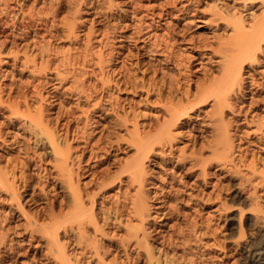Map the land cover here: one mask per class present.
I'll return each instance as SVG.
<instances>
[{
	"label": "bare ground",
	"instance_id": "bare-ground-1",
	"mask_svg": "<svg viewBox=\"0 0 264 264\" xmlns=\"http://www.w3.org/2000/svg\"><path fill=\"white\" fill-rule=\"evenodd\" d=\"M201 1L104 0L106 6L103 7L100 18L103 23L108 22V10L114 7L122 11L113 18L114 23L105 24L101 32L93 28L83 32L78 29L77 20L82 12L81 7L88 3L87 0H75L60 21L56 19L61 8L58 2L54 7L51 5L47 11L41 8L25 10L21 2V15L18 18L21 27L28 28L31 26L30 22H34L37 28L48 27L51 38H59L56 32L60 29L61 36L71 40L72 46L61 59L56 58L58 52L53 49H44L41 47L43 45L35 44H32L33 47L37 46L32 55H27L30 48L28 44L22 47V55H19L17 51L13 53L12 50L5 49L8 36L3 35V38H0V62H3L5 56L12 55L14 67L27 69L33 74L48 67L49 73L52 70L54 76L50 78L54 79V82L55 79L63 81L73 78L74 84L70 85L69 93L85 101L87 107L81 110L80 116L72 117L73 121L79 124L75 129L71 128V120L62 125L59 123L58 127H62L53 129L49 125L51 119H47L44 114L45 105L42 96L40 97L39 85H31L32 93L39 100L38 105L34 107L29 103L31 95L26 92L14 98L11 95L14 89L9 87L5 92L7 97L4 98L1 93L5 89L0 90V110L7 109L11 119H22L31 132L32 141L47 144L45 152L53 156V167L58 172L54 185L57 188H65L70 196L65 209L66 198L54 191L49 195L43 187L44 184H40L43 186L36 192L35 185L29 184L28 176L24 173L25 161L17 155L5 153L8 147L16 148V140L5 138L0 123V264L16 262L15 248L10 243L11 235L22 236L19 241H24L26 247L34 249L36 254H50L59 264H71L60 238L63 233L75 234L78 242L85 241L84 246L89 256L93 257V264H123L114 258L112 262H107L104 254L109 247L101 243L98 244V250L96 241L87 240L90 235L88 224L91 225H88L91 234L100 236L102 240L114 238L113 233L110 235L105 229L120 224L122 220L118 215L111 218L106 211H102V222L98 224L94 207L99 204L100 194L104 189L114 181H119L121 174L127 177L129 189L133 187L131 192L126 190L127 195L125 194V201L128 200L129 203V210L124 208L127 211L124 221L128 222V229L125 228V231H128L118 239L120 245L125 248L127 259L133 260L128 254L133 245L137 250L134 252L135 257L142 256L144 264H192V258L186 255L192 252L189 239L200 243L209 230L210 233L212 228L215 230L214 227L211 228L213 210H206V215H202L204 209L213 206L215 197L219 194L215 192L218 188L215 185L218 181H224L230 184V188L236 180L237 189L247 193L245 197L248 196L250 201L248 208L257 214L254 217L257 223L255 233L248 236L247 243L243 244L239 240L244 235L241 219L245 224L250 223L249 211L245 212V201L236 196H229L230 206L228 204L223 207L221 204L227 209L226 212L228 209L233 212L236 208L239 211L240 226L237 230L240 238H236L239 240L236 242L242 243L239 261L240 264H264V200H259L262 198V192L258 193L259 185L264 184V164L262 168L256 167L253 150L257 149L264 137V116L253 114L264 106V70H258L260 55L264 52V2L261 12L245 17L236 11H230L226 0H213L214 3H211L209 8L210 13H203L198 9ZM15 2L18 4L20 0ZM184 17H191L192 22L176 29L175 23ZM13 24L17 27L16 22ZM192 26L195 30L190 35L188 30ZM204 29L209 30L208 35L203 34ZM3 32L0 29V35ZM109 33H112L113 39L143 38L148 45L144 52L155 57L160 56V59L154 57L155 60L151 63L135 61L126 64L122 56L123 50L114 51V48L108 51V39L111 38ZM95 41L101 42L97 48L94 46ZM178 45H184L186 49L181 50ZM120 57L122 59L118 61ZM44 60L46 64L42 69ZM168 64H172L175 71L171 74L161 72L160 69ZM61 68L65 74L60 73ZM138 70L141 74L139 77L138 72L136 73ZM90 77H93L94 81L86 84ZM95 81L101 84V87L97 88ZM117 91L131 92L133 97L120 100L118 96L113 95ZM53 102L55 101L49 100V105L54 106ZM97 110L102 111V120L107 114H112L116 121L114 123L123 128L124 134L116 133L111 139V136H108L110 133H102L92 141L94 137L90 139V132L94 129L91 128L97 122L93 118V111ZM67 113L69 114V111L64 114ZM250 123H254L257 135L254 131V136L249 133L247 126ZM102 127L105 131V125ZM103 138L116 143H130L134 147V154L125 160L118 173L99 179L94 176L95 171L92 168L101 156L98 155L97 148ZM27 149L28 147L24 149V153H28ZM32 156V159L38 158L37 161L43 160L42 155L35 151ZM156 159L162 162L176 160L183 173L193 176L191 186L188 185V180L181 185L180 191L184 195L189 196L187 191L190 189L188 190L187 186H194L199 190L194 198L190 196L186 200L193 203L196 215L190 218L186 213H182V225L174 219L168 223L179 207L175 208L178 204L174 203L173 206L170 205L169 210H164L167 200L164 194L166 191H162L163 186L159 191H148V187L145 189L147 183L153 181L148 176L150 173L146 162L154 164ZM37 161L34 163L36 166ZM49 173L48 168L38 167L35 170L37 185L39 181L48 182ZM214 174L221 175L217 184ZM87 176H90L89 181H84ZM162 180L165 181L164 177ZM163 181H157L159 184L151 183L156 188L162 185ZM89 184L93 185V188L86 189ZM219 185L226 187L225 183ZM223 188L219 186L218 190ZM229 188L226 187V191ZM226 191L224 189V193ZM214 192L217 193L215 197ZM40 196L41 199L49 201V206L47 209L38 208L29 213L28 209H25L26 202L34 204ZM177 196L174 197L178 198ZM154 198L158 203L154 208L159 211L149 205ZM119 209L117 211H121ZM19 216L25 222L22 234L16 231L17 223L14 222V218ZM60 216L64 218L57 219ZM155 216L161 220L158 227H153L150 223ZM190 234L195 238H189ZM38 236L41 237L40 240H37ZM39 247H44L45 250L42 252ZM176 249L181 251L178 256L173 251Z\"/></svg>",
	"mask_w": 264,
	"mask_h": 264
},
{
	"label": "rangeland",
	"instance_id": "rangeland-1",
	"mask_svg": "<svg viewBox=\"0 0 264 264\" xmlns=\"http://www.w3.org/2000/svg\"><path fill=\"white\" fill-rule=\"evenodd\" d=\"M15 1L14 0H0V29L4 31L3 34L0 35V38H3V35L8 36L7 37L8 40L5 43L6 44L5 49L7 51L12 50L13 53H14V51H17V52H19L18 53L19 55H22L21 54L22 49H23L22 47L25 44H28L29 47L31 48V49L30 48L28 49V52H27V55H28V54L33 53V51L37 47V46L33 47L32 44L40 45V46L43 45L41 47H43L44 49H53L54 51H56V53L58 52L56 58L61 59L62 56L64 54H66L67 50L72 46L71 40L63 38L61 36V31L59 32L60 29L56 32V33H58L59 38H57V37L51 38L48 31H47L48 27L37 28V27H35L34 22H30L29 24H31V26L29 25L28 28L21 27L20 24H18L19 23L18 18L21 15V10H19L20 9L19 6H21L20 4L22 2V7L25 10L26 9L27 10L32 9V8L33 9L35 8L36 10H38V9L40 10V8H41L42 10L47 11V9L51 7V5L54 7L55 5H57L59 3L58 5H60L61 8L58 10L56 19L58 21H60L61 19H63L65 17V15L67 14L66 10L68 9V7H70L71 4L73 5V2L75 0H43V1L42 0H25L24 2L22 0H20V2L18 3L19 5ZM87 1H88V3L86 5H84L83 7H81L82 12H80L78 20H77L78 29L81 30V32L86 31L89 28L98 29V31L102 30L103 26L105 24H107L108 22L110 24H113L114 23L113 18H115L122 11V10H117V8L114 9V7L112 9L108 10L107 11L109 13L108 14V17H109L108 22L103 23L100 20V18H101V14L104 11L103 7L106 6L104 0H87ZM158 1H161V0H158ZM214 1L218 2V0H214ZM226 1H228L230 11H232V12L236 11L243 16L245 15V17H248V16L250 17L252 14H257V13L261 12L262 11V3L264 2V0H226ZM211 3H214L213 0H202L198 5V9L200 11L202 10L201 12H203V13L209 14L210 13L209 8L211 6ZM182 19L175 23V25L177 24L176 29L183 28L184 25L192 22L191 17H184ZM94 20H95V22H94ZM13 22L17 23V27H15ZM194 30H195V28H194V26H192L188 30L189 34L192 35L194 33ZM208 31L209 30L204 29L203 30L204 33L203 32L202 33L204 35L205 34L208 35L207 34V33H209ZM109 35H110L109 38L110 37L111 38L108 39V41H110L109 44L111 46L109 45L110 50L108 49V51H111L114 48H115L114 51L119 50V52H122V50H123L122 56H123V60L126 61L125 62L126 64L134 63L135 61H142V63H146V61L147 62L149 61V63H151V61L154 62L153 60H155V58L160 59V56L155 57L153 55H150V53L148 54V53L144 52L145 49H147L148 45H146V43H145L146 40H143V38L138 39V40H132V39L127 38L124 40L120 37H116L113 39L112 33H109ZM98 42L99 41L94 42V46L96 45L95 48L99 47V44H101V42H99V43ZM178 46L181 50L186 49V46H184V45H178ZM263 48H264V46H263ZM127 53H130V54L128 55ZM6 55H8V54H6ZM127 55H128V58L126 59L125 57ZM11 57H12V55L5 56L3 62H0L1 63L0 64L1 65V68H0L1 69L0 70V87L1 88H0V90H2V88L5 89L1 93L2 96H4V98L7 97L5 92L8 91L9 87L14 89V91L11 92V95L14 98L16 97V95H19L22 92H26L28 95H31V97H29L30 98L29 103H31L32 104L31 106L34 107V106L38 105L39 100L37 99L38 97L34 96L35 94L32 93L31 85L32 84L33 85H39V88L41 87L40 92L42 93V94L40 93V97L42 96V98H43V99L42 98H39V99H42L43 105H45L44 106L45 117L49 120L51 119V121L49 123L50 127H52L53 129L57 127L56 129H59L62 124L67 122V120H71V128L75 129L79 124L77 123V121H73L72 117L80 116L81 110L85 109L87 107V103L85 101H82V99H80V100L77 99V97L75 95H71L69 93L68 89L70 88V85L74 84L73 83L74 79L73 78H67L66 80H63V81H59V80L55 79L56 80L55 81L56 83H55L54 79H51L54 76L53 73H51L52 70H50V73H49L48 67L47 68L45 67V64H46L45 60L41 64V67H42V69L45 67L47 70L44 68L43 70L41 69L42 71L40 70L41 71L40 73L34 72V74H33L27 69L17 68V67L12 66ZM121 59H122V57H120L118 59V61ZM38 61H40V60H38ZM53 62H54V60H53ZM259 63H260V66L258 67V70H264V52H262L260 55V62ZM139 70L136 71V73L138 72L137 73L138 77L141 75ZM160 71L161 72L163 71V73L171 74L173 71H175V69H174L172 64H168L167 67L160 69ZM63 72L64 71L61 68L60 73H63ZM64 74H65V72H64ZM93 81H94V78L90 77L87 80L86 84L89 82L92 83ZM50 84H51V87H50ZM43 86H45V87H43ZM95 86L98 88L99 86L101 87V84L99 85V83L95 81ZM113 95L118 96L120 100H123V99L127 100V99H130L133 97L132 93L128 92V91H126V92L125 91L124 92H121V91L118 92L117 91V92H114ZM262 95H264V92ZM49 100L55 101V102H53L54 106L49 105ZM65 111L66 112L69 111V114L67 113V115H65L64 114ZM254 113H256V114L258 113L257 115H259V116H261V115L264 116V106H261V109L257 110L256 112H253V114ZM93 116H94L93 118L95 120H97V122H96V125L92 126V128H91L92 130L94 129V131L90 132V134L92 133L90 139L94 137V139L92 141H94L97 138V136L98 135L100 136L102 133H104L106 135H108L110 133L108 136H111V139H112V137H114V135L116 133L118 135L124 134L123 128L121 126L117 125L116 123H114L116 121H115L114 116L112 114H110V113L107 114L106 118L104 120H102V119H100V117H102V111L97 110V111H93ZM11 118H12V116L10 115V112L7 109H1L0 110V123H2V132H4L5 138H7V139L9 138V140H11L10 138L16 140V148H11V147H8L7 149L5 148L6 149V150L4 149L6 151L5 153L7 155H9V153L10 154L12 153V155H17V156H19V158H21L22 160L25 161L24 166L26 167V169L24 167V173L28 176L29 184L35 185L34 189L36 190V192H38L39 189L43 186V185L41 186L40 184H44L43 187L45 188V191H48L49 195H51L54 191V192H57V194L60 195L61 197L66 198V201H67V202H65V209H66L67 205L69 204V201H70L69 200L70 196L67 193V190L65 188H62L60 185H59L60 187L57 188L56 185H54L56 182L55 178L57 177L58 172L53 167V156H51L45 152L47 149V144H45V143L44 144H37L35 141H32L33 137L31 135L30 130L27 128V124H25L24 121L20 118L19 119L18 118L17 119H15V118L11 119ZM59 123L61 125L58 127ZM104 125H105V127H104L105 131H103V127H102ZM247 128H248L249 133L253 134L255 132V134L257 135L258 132H256V130L254 128V123L248 124ZM255 134H253L252 136H254ZM263 135H264V131H263ZM111 139L103 138L101 140L102 142L101 141L99 142V146L101 147V149H100V147L97 148V153H98V155H101V156L94 162V164H93L94 166H93L92 170L95 171L94 176H96L99 179L109 177V176L114 175L115 173H118L120 168L124 165L125 160L127 158H130V156H132L134 154V147L132 145H130V143H128L126 141L125 142L120 141L119 143H116V142H113V140H111ZM24 147L25 148L28 147V149H29V150L27 149L28 153H24V149H25ZM253 150H254V156L256 159V167L260 168V166H261V168H262V166L264 164V137L262 138V140L257 145V149L255 148ZM253 150L251 152L252 154H253ZM33 151L42 155L43 160H41V162L37 161L38 158L34 157L35 160L32 159V157H33L32 152ZM36 161L38 163L37 166L34 164V163H36ZM39 164L41 167L39 166ZM146 166H147V169L150 170V171L148 170V173H150L148 176L150 177L151 180H153L151 182L163 181L162 180L163 177H164L165 181H163L162 185H160L159 187H156V188L153 185V183L148 182L147 185L145 186V189L148 187L147 188L148 191H155V190L159 191L160 187H162V186L164 187V188L162 187V189H163L162 191L163 192H164V190L166 191V192H164V194H166L165 200H167L166 204L164 205V208H166V209L163 208L164 210H169V208L171 206H173L174 203H175V205L178 204L177 206H174L175 208L179 207L176 209L178 211H175L176 213L173 214L174 217L172 215L170 217V219L168 220L169 221L168 223H171L172 221L176 220L180 225H182L183 224L182 221H184L183 215L185 213H186V215H188V217L193 218L194 214L196 215L195 207H194L193 203L186 202V200L189 199L190 196L192 198H194L195 193H198L199 190L195 189L194 186H192V188L187 186L188 190L190 189L189 191H187L189 196L184 195L180 191L182 188L181 185H184L183 183L185 180H188L189 181L188 185L191 186L190 183H191V181L194 180L193 176L189 173H187V174L183 173L181 171V167H179V164L176 163V160H173V159L163 161V162L160 159L159 160L156 159L154 164H153V162L148 161V162H146ZM38 167L41 169H42V167L48 168V173L50 172L49 173L50 179L48 182L43 183V181H39V185H37L38 178L35 174V170ZM179 168H180V170H179ZM154 176H155V178H154ZM172 176H173V178H172ZM182 176H184L185 178ZM187 176H189V177H187ZM215 176H216V179L214 178V181H216V183L215 182L214 183L217 184V180H220L219 178L221 177V175H217V174L215 175L214 174L213 177H215ZM89 177L90 176H87L83 180L89 181V179H90ZM23 180H24V178H23ZM127 181H128L127 177H125V176H123V174H121V178L119 181L118 180L114 181V183L110 184V186H108L104 189V191L100 194L99 204H95V207H94L95 214H96V220H97L98 224H100V221L102 222V216H103L102 214L104 211H106L107 215H109L111 218L115 217V215L116 216L118 215L120 217V219L122 220V222H121L122 224L116 223L118 225L109 226L107 228L108 230L105 229V231H107L109 234L112 232L114 235V238L113 239L107 238L106 240H102V238H100V236L91 234V228H89V226H88L90 224H88L87 230L90 232V235H89L87 240H91L93 242L96 241L97 246H98V250H99V245L101 243H102V245L104 244L107 248L109 247L107 252L104 254L106 261L108 260L107 262H109V261L112 262V260L115 259V260H117L123 264H144L145 261H143L144 259L141 258L142 256H140L138 258L135 257L136 256L135 253L137 250L135 247H133V245L129 249L130 251H128L129 257L130 256L133 257V260H130L129 258L128 259L126 258V254L124 253V250H125L124 246H122V244L120 245V242H118L119 241L118 239H121V236L123 237V235H125V233H127V231H128V230L125 231V228L128 229L126 226V223L128 225V222L124 221L125 220L124 217H126V215H127L126 209H128L129 203H128V200L125 201V194L127 195L126 190H128V193L131 192L132 191L131 189H133V187L131 186L132 188L129 189L130 187H129V184ZM158 182H157V184H159ZM218 182L219 183L217 185H215L216 188L217 187L219 188V186H220V188H223V185H219L221 183H225L224 186H226L227 189L229 188L228 186H230L229 183L226 184V182H224V181H221V182L218 181ZM235 182H237V181L234 180L232 182V186L227 191H226V187L221 189L222 192H220L221 191L220 189L218 190V188L217 189L215 188L216 189L215 192H217L219 194H218V196H216L217 193L215 194V192H214V197L215 196L216 197H215V200L213 202V206H211L210 209L208 208V209H204L202 211V213H203L202 215L204 216V215H206L205 214L206 210L207 211L213 210L212 211V214H213L212 215L213 216L212 222L213 223L211 222V224H212L211 228L214 227L215 230H213V228H212L211 233L209 230L208 234H205V237L203 238V240L200 241V243L199 242L196 243L195 240L193 241V239H189V242L192 245L190 247V250L192 252L190 251L191 253H188L186 255L189 256L190 258H192V260H193L192 264H240V261H239L240 260V258H239L240 252L239 251H240V246L242 243L240 244V243L236 242V240H238L236 238L237 237L240 238V236L238 235L239 230H237V229H239L238 226H240L238 223L239 211H238V208H236L233 212H230L229 209H228V212H226L227 209L226 208L224 209L223 207H226L228 204H229L228 206H230L231 203H230V200L228 199L229 196H236L238 199H243L245 201V203H246L245 212L249 211L248 215H250V223L245 224L243 219H241L240 224H242V229H244V235L239 240H241V242H243V244L247 243L248 238H249L248 236H251V234L253 232L255 233L254 230H256L255 227L257 228V223L255 222L254 217L257 214H255V211L250 210L248 208L250 201L247 198L248 196L245 197L247 193L245 194L244 193L245 191H243V190H242L243 192L239 191L240 189H237L238 186L236 185L237 183H235ZM91 184L86 185V189L93 188V185H91ZM259 186L260 187H258V189H259L258 193L262 192L261 193L262 198H259V200L261 199V201H262V200H264V187H263L264 184H263V186L262 185H259ZM224 189L226 191L225 193H224ZM235 189L237 190V192ZM168 190H169V192H168ZM169 193H171L170 196L172 198L169 196ZM175 195L176 196L179 195V196H177L179 199L174 197ZM219 195H220V199H219ZM223 196H225L224 198H226V200L224 198H222ZM41 197L42 196H40V199H38L37 202L34 204H31L30 202H28V203L26 202L25 209L26 210L28 209L29 213L34 212L38 208L47 209V207L49 206V204H48L49 201L46 199H41ZM173 197H174V200H173ZM221 198H222V200H221ZM58 200H59V198H58ZM172 200H173V202H172ZM98 201H99V198H97V202ZM156 201L157 200L155 198L153 200H151V202H150L151 204H149L151 208L155 209L154 208L155 205L158 204ZM56 202L58 203V201H56ZM179 203H181V204H179ZM221 204L223 205V207ZM115 206H116V208H115ZM220 206H221V208H220ZM119 208H121V209H119ZM124 208H126V209H124ZM218 208H220V209H218ZM6 209H7V207H6ZM117 209H119L121 211H117ZM153 209H151V211ZM223 209H224V211H223ZM155 210H158V209H155ZM155 210H153V211L156 212ZM115 211L117 213H115ZM179 211H181V212H179ZM204 211H205V213H204ZM177 213H180V214L177 215ZM182 213H183V215H182ZM153 214H155V213H153ZM176 216H178V217H176ZM175 217H176V219H175ZM231 217L233 219H231ZM62 218H64V216ZM62 218L60 216L57 219H62ZM156 218L157 217L155 216V218L153 217L150 220V223L153 227H158V225H160L161 220H158L159 218H157V219ZM171 218H172V220H171ZM242 218H243V216H242ZM15 219H18V220H15ZM14 222L17 223L16 231H18L19 234H22L24 224H25L24 219H22L21 216H19L18 218L15 217ZM123 222H125V224ZM253 222H255V223H253ZM112 233L110 235H112ZM254 233H253V235H254ZM192 234H190L189 238H195V237H193L195 235L193 234V236H192ZM60 235H62L60 238H61L62 242L64 243V246H65L64 249L67 253V256L69 257V261L71 262V264H93V259H92L93 257L89 256V252L86 250V246H84L85 241L84 242L83 241L78 242L77 236L75 234H71V233L70 234L63 233ZM21 237L22 236L11 235V240H10V235H9V240L11 241V242L10 241L9 242L15 248V255H14V258L16 259L15 264H59L56 262V258L50 254H45L46 256L44 254H36L33 252L34 249L33 250L28 249V247H26V244L24 241H19L21 239ZM40 238L41 237L38 236L37 240H40ZM214 238L215 239L217 238V239L215 240ZM110 240H112V241H110ZM109 244L110 245L112 244V246H108ZM113 245L115 247H113ZM40 249L42 252L45 250L44 247H41ZM173 251L176 253L177 256L181 253V251L179 249H176ZM96 263H98V262H96ZM188 264H190V263H188Z\"/></svg>",
	"mask_w": 264,
	"mask_h": 264
}]
</instances>
